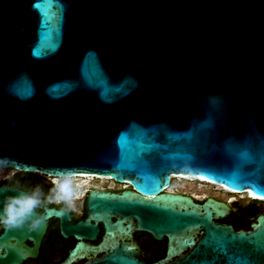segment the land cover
Wrapping results in <instances>:
<instances>
[{
	"label": "water",
	"instance_id": "1",
	"mask_svg": "<svg viewBox=\"0 0 264 264\" xmlns=\"http://www.w3.org/2000/svg\"><path fill=\"white\" fill-rule=\"evenodd\" d=\"M4 157L0 170L130 185L89 189L86 219L62 226L93 240L103 224L72 252L103 254L86 264H264L263 215L235 230L216 222L226 203L168 191L186 175L264 199V0H0ZM18 192L0 186V208ZM64 215L34 211L0 242ZM133 231L166 238V257L145 261ZM6 249L0 264L23 258Z\"/></svg>",
	"mask_w": 264,
	"mask_h": 264
},
{
	"label": "flooded vegetation",
	"instance_id": "2",
	"mask_svg": "<svg viewBox=\"0 0 264 264\" xmlns=\"http://www.w3.org/2000/svg\"><path fill=\"white\" fill-rule=\"evenodd\" d=\"M54 179V177H47L35 173H23L12 169L0 170V186L6 185L29 194L39 188L41 192V205L34 210L37 215H45L50 209L60 210L65 214L63 218L57 216L49 217L45 221L44 230L39 236L25 238L23 241L9 239L8 241L0 242V256L7 254L6 247L13 250L23 249V251H19L23 258L19 262H16V264H86L94 262L103 255L101 252L94 253L80 249L72 253L78 243L89 246L99 245L104 234L102 223H98V233L93 240L82 236L77 237L74 233L65 236L62 231V226H74L86 219L85 198L89 189L98 188L118 192L129 189L130 185L128 183L119 184L109 178H106L105 181H99V178H96L94 182H91L86 187L85 196L81 199H74L73 206L69 208L66 203L56 201L51 191L54 187L52 183ZM188 184H192V182ZM205 189L209 190L211 194L205 195L203 193L204 196L202 199L196 197V195L201 197L200 194H192L191 191H180L176 185H171L168 191L190 196L196 203H203L207 198H214L226 203L229 207L228 214L216 222L230 225L235 230H250L251 224L255 222L256 218L259 215L264 216V200H252L246 194L224 192L213 186L199 187L197 191L200 193L204 192ZM49 197H51V200H49ZM79 200H82L81 204H77L76 201ZM66 216L69 218H66ZM5 229L6 226L0 223V237ZM125 241L133 243L136 250L142 253L145 261L155 262L163 260L166 257V238L156 240L146 232L133 231L131 237L126 238ZM175 259L176 257L171 258L166 264L173 262Z\"/></svg>",
	"mask_w": 264,
	"mask_h": 264
},
{
	"label": "clouds",
	"instance_id": "3",
	"mask_svg": "<svg viewBox=\"0 0 264 264\" xmlns=\"http://www.w3.org/2000/svg\"><path fill=\"white\" fill-rule=\"evenodd\" d=\"M9 163L15 164L10 158L0 159V167H7ZM60 176L52 181L54 187L52 193L56 201L64 202L69 208L73 206V201L77 197L76 188L73 184L72 170H57ZM41 192L39 188L31 194L27 192H18L17 195L8 197L0 208V223H3L9 229L21 228L28 223L33 216L34 210L41 205ZM51 200V197H49ZM41 221L37 220L29 225V230H35L39 227Z\"/></svg>",
	"mask_w": 264,
	"mask_h": 264
},
{
	"label": "bare ground",
	"instance_id": "4",
	"mask_svg": "<svg viewBox=\"0 0 264 264\" xmlns=\"http://www.w3.org/2000/svg\"><path fill=\"white\" fill-rule=\"evenodd\" d=\"M96 178H99L98 179L99 181H105L106 180L105 177L86 175V174H82V175H78L77 177H73V184H74V186L76 188V192L78 194L75 199L83 198L85 196V193H86V187L89 184H91V182H94V180H96ZM194 180H196V181H194ZM190 182L197 184V187L213 186L218 190H223L224 192H230V193L232 192L231 190H228L223 186L209 182V181H207L203 178H200V177H190V176H186V175H172V177H171V185L172 186L174 183H182L183 184V183H190ZM233 193H235V192L233 191ZM241 194H246V196H249V198H252V200L253 199L254 200H262V201L264 200L263 198H259V197L252 195L250 191H246L245 193H241ZM203 196L204 195H201V197H200L199 195L198 196L196 195V197H198V198H202Z\"/></svg>",
	"mask_w": 264,
	"mask_h": 264
},
{
	"label": "rangeland",
	"instance_id": "5",
	"mask_svg": "<svg viewBox=\"0 0 264 264\" xmlns=\"http://www.w3.org/2000/svg\"><path fill=\"white\" fill-rule=\"evenodd\" d=\"M178 183H174L173 184V186H177V188H178V190H180V191H183V192H190L191 191V193L193 194V193H198V194H200V195H203V193L205 194V195H210L211 193H210V191L209 190H206L205 189V191L204 192H198L197 190L199 189V187H197V184H188V183H179L178 185H177ZM184 190H183V189ZM212 189V188H211ZM199 199H202V198H199ZM77 202V204H81V202H82V200H79V201H76Z\"/></svg>",
	"mask_w": 264,
	"mask_h": 264
},
{
	"label": "built area",
	"instance_id": "6",
	"mask_svg": "<svg viewBox=\"0 0 264 264\" xmlns=\"http://www.w3.org/2000/svg\"><path fill=\"white\" fill-rule=\"evenodd\" d=\"M172 179H173V178H172ZM231 193H233V191H232ZM233 194H241V193H236V192H235V193H233Z\"/></svg>",
	"mask_w": 264,
	"mask_h": 264
}]
</instances>
